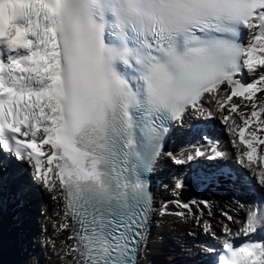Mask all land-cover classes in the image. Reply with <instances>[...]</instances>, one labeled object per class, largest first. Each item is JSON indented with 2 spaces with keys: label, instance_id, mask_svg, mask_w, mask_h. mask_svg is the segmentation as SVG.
Listing matches in <instances>:
<instances>
[{
  "label": "snow or ice",
  "instance_id": "snow-or-ice-1",
  "mask_svg": "<svg viewBox=\"0 0 264 264\" xmlns=\"http://www.w3.org/2000/svg\"><path fill=\"white\" fill-rule=\"evenodd\" d=\"M245 69L256 74L251 83L237 79ZM258 93L264 0H0V187L7 177L22 195L60 194L79 226L71 249L79 264H142L153 200L144 176L163 154L166 125L189 110L215 115L202 103L207 94L229 113L225 124L241 117L229 132L251 175L218 178L253 199L237 235L259 236L237 247L226 239L218 264H264ZM234 97L252 111L239 112Z\"/></svg>",
  "mask_w": 264,
  "mask_h": 264
},
{
  "label": "bare ground",
  "instance_id": "bare-ground-1",
  "mask_svg": "<svg viewBox=\"0 0 264 264\" xmlns=\"http://www.w3.org/2000/svg\"><path fill=\"white\" fill-rule=\"evenodd\" d=\"M257 100L264 101V94L258 93ZM202 103L205 109L215 112L213 117L209 118L207 115H199L194 110H189L184 120L203 121L221 137L220 144L227 161L238 165V149L233 145L229 125L232 120L240 125V115L232 113L229 124H225L221 117L229 114L227 110L223 113L216 112L215 101L207 94ZM232 103L240 105L239 112L248 114L252 111L250 103L244 100L235 98ZM183 125H177L180 132L193 136L194 130L186 124L183 128ZM242 149L239 148L240 151ZM176 160L175 154L163 155L155 169L154 200L150 216L154 223H151L147 230L149 237L146 251L141 253L142 264H202L196 262V257L192 255L191 251H196L197 248L192 247L189 240L213 242L209 232L203 233L205 232L203 224L205 222L210 224L211 232L221 241L227 233L240 231L242 228L240 219H246L247 213L251 210L246 208L248 201L250 204L248 198L250 195L247 193L243 196L242 192L232 189L229 194L220 197L211 192L198 193L201 194L200 197L209 199L207 207L194 199V196L191 197L189 205L192 212L189 214L187 209L177 205L176 201H179V198L175 196L174 181L167 170L160 168L165 164L173 176L183 169L182 163H176ZM248 171L251 174L249 169ZM36 193L43 214L38 210L29 213L31 207L26 208V203H21L20 196L8 191L5 186L0 187V264H74L69 249L71 238L68 236V229L60 228L61 224H65L60 194H57L54 200L52 193ZM177 212H184L185 217L175 215ZM29 219H35L34 223L28 221ZM37 224L44 228V234H39ZM38 238H41L40 242H37Z\"/></svg>",
  "mask_w": 264,
  "mask_h": 264
},
{
  "label": "rangeland",
  "instance_id": "rangeland-1",
  "mask_svg": "<svg viewBox=\"0 0 264 264\" xmlns=\"http://www.w3.org/2000/svg\"><path fill=\"white\" fill-rule=\"evenodd\" d=\"M247 199V198H246ZM249 202V201H248ZM41 203L39 202V206H37L39 208V212H41L43 214V212L41 211ZM217 204V203H216ZM35 232V231H34ZM202 233V231H201ZM204 234H206V232H203ZM40 234V233H39ZM33 238V236H31ZM41 238H38L37 242H40ZM214 242V241H213Z\"/></svg>",
  "mask_w": 264,
  "mask_h": 264
}]
</instances>
